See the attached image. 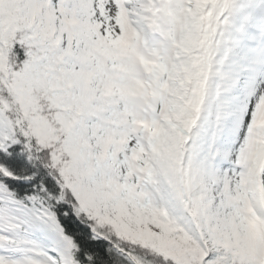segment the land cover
<instances>
[{
    "label": "snow or ice",
    "instance_id": "6c2138e0",
    "mask_svg": "<svg viewBox=\"0 0 264 264\" xmlns=\"http://www.w3.org/2000/svg\"><path fill=\"white\" fill-rule=\"evenodd\" d=\"M0 264H264V0H0Z\"/></svg>",
    "mask_w": 264,
    "mask_h": 264
}]
</instances>
